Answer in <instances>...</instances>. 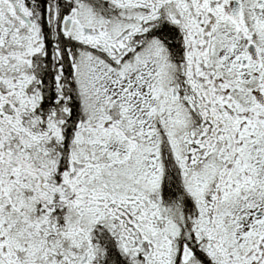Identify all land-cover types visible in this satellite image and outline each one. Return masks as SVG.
Masks as SVG:
<instances>
[{
    "label": "snow or ice",
    "instance_id": "snow-or-ice-1",
    "mask_svg": "<svg viewBox=\"0 0 264 264\" xmlns=\"http://www.w3.org/2000/svg\"><path fill=\"white\" fill-rule=\"evenodd\" d=\"M0 264H264V0H0Z\"/></svg>",
    "mask_w": 264,
    "mask_h": 264
}]
</instances>
